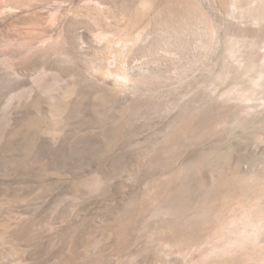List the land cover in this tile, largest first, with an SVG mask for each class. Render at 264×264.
<instances>
[{
    "label": "rangeland",
    "instance_id": "obj_1",
    "mask_svg": "<svg viewBox=\"0 0 264 264\" xmlns=\"http://www.w3.org/2000/svg\"><path fill=\"white\" fill-rule=\"evenodd\" d=\"M0 264H264V0H0Z\"/></svg>",
    "mask_w": 264,
    "mask_h": 264
}]
</instances>
